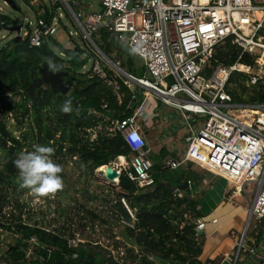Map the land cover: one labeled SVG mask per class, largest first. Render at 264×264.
Segmentation results:
<instances>
[{
    "label": "built area",
    "instance_id": "obj_1",
    "mask_svg": "<svg viewBox=\"0 0 264 264\" xmlns=\"http://www.w3.org/2000/svg\"><path fill=\"white\" fill-rule=\"evenodd\" d=\"M94 3L100 5L99 10L93 9ZM29 4L38 9L33 12L35 22L24 23L22 40H26L28 46H41L58 27L65 26L64 18L69 19L81 34L86 48L84 56L90 54L92 75L103 80L118 98L122 96L123 86L131 92L138 87L177 109L186 130L187 148L183 162L190 161L224 178L232 197L242 192L250 194L247 225L251 219L264 223V100L238 101L228 91L238 82L249 88L262 85L264 89V0H29ZM46 13L49 20L43 17ZM3 24L0 19V26ZM20 26H23L21 22ZM6 27L0 28L2 39L5 37L2 31L8 32ZM101 30L108 33L113 46L124 44L143 60L142 76L125 71L119 57L111 59L99 48ZM68 34L72 36L70 31ZM227 38L240 48L237 59L230 64L211 65L215 47ZM243 55L249 56L251 63L240 61ZM205 68H211L208 74ZM237 74H243L244 78L232 81V76ZM7 95L11 96L10 93ZM14 98L20 101L19 95ZM144 101L132 115L113 121L111 130L122 137L130 156L119 155L107 164L139 189L154 185L150 149L138 133L143 142L138 150H133L125 137L139 128L136 120L142 117ZM30 120L27 114L3 113L0 104V123L5 122L6 129L20 144L10 142L15 158L21 149L27 151L30 140L23 138V132L30 131L27 127ZM1 134L0 198L4 192ZM191 150L196 153L193 157L188 156ZM199 157L202 162L196 160ZM165 165L173 170L180 162L168 160ZM191 184V179L187 180L188 187ZM17 185L18 174L6 185L8 201L0 209V264H20L18 260L2 256L9 244L19 238V233L13 231L15 224L21 221L24 225L34 226V222L18 218L16 202L19 204V198L12 197L11 192ZM247 185H253V190H247ZM174 190L178 191L177 188ZM122 200L128 207L125 199ZM20 203L24 205L22 201ZM129 211L134 220L130 208ZM37 225L45 231L56 226L54 223ZM204 225V221L196 219V229H203ZM79 242L83 239L76 235L67 240L69 246ZM253 243L248 246L245 232L242 233L235 257L242 250L254 255ZM27 244L26 260L33 256L39 264H49L51 249L45 248L46 256L35 253V248H44L35 236L30 237ZM133 249L137 253L135 245ZM106 250V256L115 258V264H126L123 247L115 250L106 247ZM76 257L77 254L72 253L71 258ZM258 264H264V258Z\"/></svg>",
    "mask_w": 264,
    "mask_h": 264
},
{
    "label": "trees",
    "instance_id": "obj_2",
    "mask_svg": "<svg viewBox=\"0 0 264 264\" xmlns=\"http://www.w3.org/2000/svg\"><path fill=\"white\" fill-rule=\"evenodd\" d=\"M21 1L30 6L29 0ZM30 7L33 12L38 9ZM43 17L49 20L48 13ZM0 19L4 22L0 28L17 23L7 14L0 13ZM70 37L73 46L69 48L60 45L53 37H49L39 47L28 46L26 40L15 43L13 39L1 45L0 104L3 113L14 111L22 116L27 114L30 117V131L23 132V138L28 137L29 144L53 148L54 153L51 157L53 160H61L66 155L77 156L90 170H95L109 164L119 155H130L122 137L112 131L111 126L113 121L132 115L140 99L136 97L138 101L136 98L133 100V92L125 86L121 89L122 96L119 99L103 80L92 75L90 69L82 71L91 58L90 54L84 56L86 48L77 44L72 36ZM98 45L105 54L113 46V43L109 41L108 33L104 30L100 31ZM126 49L129 50L127 46H124L122 52ZM239 52L240 48L231 44L230 38H227L215 47L210 64L233 63ZM49 61L57 66V70L49 67ZM240 61L251 63L247 55H243ZM44 64L53 72H62L63 79L70 82L71 88L65 95L55 93L47 83L37 86L33 94L29 91L30 84L40 76L39 69ZM210 70L211 68H205V73L208 74ZM129 72L135 74L131 66ZM243 78V74H237L233 75L231 80L238 81ZM228 91L234 100L245 102L264 100L262 85L249 88L238 82ZM7 93L11 96L9 97ZM17 95L20 96V101L15 100L14 97ZM68 98L72 99L73 111L65 114L60 110V106ZM130 102L131 106H129ZM95 125L102 128L108 126V130L100 129L96 137L90 139V132L87 129H93ZM0 132L4 160L1 173L4 183V192L0 198L1 209L8 201L5 187L18 174L13 164L15 155L10 142L20 144L6 129L5 122L0 123ZM164 156L165 154L162 155ZM186 163L191 164L190 161ZM166 169L169 168H162L161 163H153L151 172L156 185L153 190L139 189L125 175L120 176V193L117 194V198L125 199L135 217L132 226L122 223V239L130 244V246L127 244L123 246L126 264H161V259L177 264H200L197 257L201 252L202 236L196 233V219L201 215L198 200L188 189L178 191L173 189V186H178L182 177L187 179L191 170L185 169L179 175L171 172L170 179L159 178L158 174ZM192 180L199 183L201 177ZM16 205L19 206L17 202ZM107 210L111 216L121 221L115 211L109 207ZM85 211L84 215H88L92 222L99 219L101 222H107V219L95 213V210ZM71 221L66 220V224L56 225L49 231L40 229L38 222H34V226L24 225L21 221L16 223L13 231L19 233V238L17 237L14 243L9 244L2 256L18 260L20 264H39L33 256L29 260L25 259L28 249L27 240L35 236L39 245L44 247L35 248V253L46 256L45 248L52 250L47 261L49 264H115V258L106 256V247L101 246L98 240L79 242L75 246H69L67 240L75 236L76 232ZM5 227L10 229L9 225ZM80 228L83 231L85 225L82 224ZM260 237L261 234L257 236V241ZM119 245H121L120 242L115 241L113 246L117 249ZM133 245L136 246L137 253ZM153 251L159 255L152 254ZM72 253H76L77 257L72 259ZM149 256H152V259Z\"/></svg>",
    "mask_w": 264,
    "mask_h": 264
},
{
    "label": "rangeland",
    "instance_id": "obj_3",
    "mask_svg": "<svg viewBox=\"0 0 264 264\" xmlns=\"http://www.w3.org/2000/svg\"><path fill=\"white\" fill-rule=\"evenodd\" d=\"M14 2L19 8L18 11L13 10L10 6L0 0V13L10 15L11 18L15 20V22L18 24L21 22L23 24L20 30V34L23 37L25 33L24 23L28 22L29 20L35 22V17L30 6L21 0H14ZM99 7L100 5L98 3L93 4L94 10H99ZM74 9H77V7H74ZM64 24L66 28L62 26L58 27L52 37L63 47L69 48L73 46V41L68 34V31H70L76 43L83 46L84 42L78 28L67 18H64ZM262 33L264 32L262 31ZM2 34L5 37L3 39L0 37V46L5 45L9 40H12L16 33L6 32L3 30ZM123 48L124 44L117 43L116 45L111 46V50L106 54L111 59L119 57L120 65L125 71H129L131 66L135 75L142 76L144 74L143 60L127 49L122 52ZM90 67L91 62H88L82 71H86L90 69ZM29 126L30 125L27 124V127ZM182 134L183 130L179 129L177 132L179 139L178 142L174 144L173 149L177 155L183 153L185 148V142L183 140ZM33 146L34 145L31 143L28 144L26 147L27 151H32ZM21 151L25 150L21 149L19 153ZM53 161L62 166L63 171L60 173V175L62 176L64 183L63 189L57 191L55 194L38 197L33 195L29 189L21 188L19 185H17L16 188L11 190V192L12 197L15 196L19 198V207H17V209L20 216L18 218L28 220L27 222L32 221L38 222V224L44 223L45 225L54 223L55 225L59 226L66 224V220H72V227L76 230L75 235L76 237L83 239V242L98 240L101 246L110 247L113 250H115V247L113 246L115 241L120 242L121 245L118 247H123L125 246L124 244L130 245L129 243L124 242L122 239V222L116 217L111 216L107 210L109 204L113 202V199H117V194L120 193L117 185L108 183L96 172L97 170H90L88 166L77 156L66 155L61 160ZM194 168L201 174V176L204 174L206 179H211V175L209 173H202L201 169L196 166H194ZM171 172H173L171 169H166L162 173H159L158 176L161 179L163 177L170 179ZM184 181L185 178L182 177L181 182L177 185H181ZM196 184L198 183L192 181V184L188 188L191 189L193 193H196ZM246 188L247 190H253V185H247ZM239 197L242 198L245 207H249L251 195L242 192ZM20 201H22L24 205H22ZM84 209L95 210L94 212L100 214L103 218H106L107 222H101L100 219L92 222L88 215H84L86 214ZM82 224L85 225L83 231L80 228ZM256 229H259V232L264 237V223L258 224L256 223L255 219L250 220L246 229V235L252 234V232L256 231ZM254 237L256 238L257 236L255 235ZM254 247L257 248V245L255 244ZM160 261L161 264H177L165 259H161ZM235 263L243 264L241 258L238 261L235 260ZM250 264L253 263L250 262Z\"/></svg>",
    "mask_w": 264,
    "mask_h": 264
},
{
    "label": "crops",
    "instance_id": "obj_4",
    "mask_svg": "<svg viewBox=\"0 0 264 264\" xmlns=\"http://www.w3.org/2000/svg\"><path fill=\"white\" fill-rule=\"evenodd\" d=\"M136 97L140 99L139 104L145 100L142 117H137L136 122L150 149L152 163H161L162 168H164L168 160H175L180 162L183 172L185 169H189L191 172H194L193 178L201 177V181L196 184V193L187 188L192 193V196L197 198L198 209L201 213L198 219L204 221L205 224L202 229L203 233L201 234V252L197 257L200 264H234L235 260L238 261L240 258L243 264H250V262L257 264L260 262L264 258V237L259 232V229L253 231L250 235H246L248 227L247 207H245L242 198L239 197L240 195L231 196L224 178L194 163L188 165L187 161L183 162L187 143L184 140L186 130L182 124L181 113L177 109L161 102L160 98L154 94H146L145 90L138 87L133 91L132 99L134 100ZM131 102L129 106H131ZM100 129L106 131L108 130V126L102 128V126L95 125L93 129H87L90 132V139L95 138ZM179 129L183 130L182 137L185 142V148L183 153L177 155L173 149L174 144L179 139L177 136ZM163 154H165L164 157H162ZM194 166L200 168L202 173H209L211 179H206L204 174V177L201 176ZM213 219L216 221H212ZM255 221L258 224L263 223L257 219ZM244 232L247 245L251 246L252 241H254L253 246L257 245L255 254L250 255L247 251L242 250L238 257L234 259L238 238ZM260 234L261 237L257 241V237L255 238L254 236Z\"/></svg>",
    "mask_w": 264,
    "mask_h": 264
},
{
    "label": "clouds",
    "instance_id": "obj_5",
    "mask_svg": "<svg viewBox=\"0 0 264 264\" xmlns=\"http://www.w3.org/2000/svg\"><path fill=\"white\" fill-rule=\"evenodd\" d=\"M49 67L57 70V66L51 61H49ZM60 110L65 114L71 113L73 111L72 99H65ZM136 133L142 136L140 129L136 128L135 132L125 137L133 150H138L143 143ZM53 153V148L37 144L33 146L32 151H21L17 154L13 164L18 170V184L21 188L29 189L33 195L38 197L55 194L63 189L64 183L60 175L63 169L51 158Z\"/></svg>",
    "mask_w": 264,
    "mask_h": 264
},
{
    "label": "water",
    "instance_id": "obj_6",
    "mask_svg": "<svg viewBox=\"0 0 264 264\" xmlns=\"http://www.w3.org/2000/svg\"><path fill=\"white\" fill-rule=\"evenodd\" d=\"M5 2L8 6H10L13 10L18 11L19 8L14 2V0H2ZM20 24L13 25V26H7L5 29L8 32H15V37L13 38V42L18 43L22 41V36L20 35ZM117 58H114V60ZM40 76L35 78L34 81L29 86V91L33 94L35 92V89L37 86H39L41 83H47L50 85L52 90L55 93L60 94H66L69 89L71 88V84L68 80L63 79V73L62 72H53L49 70L46 65L44 64L40 69ZM105 170L104 172H101L100 170L97 171V173L104 178L108 183L117 185V188H119V179L121 176V173L117 170H115L112 166L106 165L104 166ZM175 175H179L183 173L182 167L178 166L176 169L172 170ZM194 177V172H190V174L187 176V179L178 186H173L174 188L179 189H187L189 188L187 185V180L192 179ZM156 185H153L149 188V190L155 189ZM109 207L115 211L121 220L129 225H133V217L129 211V208L126 206L122 198L115 199L112 203L109 204ZM196 233L198 235L202 234V229H196ZM154 255H159L157 252H152Z\"/></svg>",
    "mask_w": 264,
    "mask_h": 264
},
{
    "label": "bare ground",
    "instance_id": "obj_7",
    "mask_svg": "<svg viewBox=\"0 0 264 264\" xmlns=\"http://www.w3.org/2000/svg\"><path fill=\"white\" fill-rule=\"evenodd\" d=\"M195 152H193V150H191L190 152H189V154H188V156L189 157H193V156H195ZM196 160H198L199 162H202V159L199 157V158H197ZM98 170H100L101 172H104V170H105V167H100V168H98ZM97 172V171H96Z\"/></svg>",
    "mask_w": 264,
    "mask_h": 264
}]
</instances>
